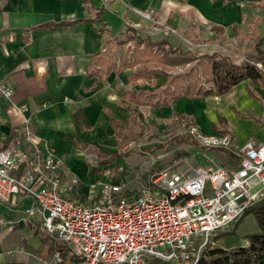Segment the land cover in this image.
Returning <instances> with one entry per match:
<instances>
[{
  "label": "crops",
  "instance_id": "1",
  "mask_svg": "<svg viewBox=\"0 0 264 264\" xmlns=\"http://www.w3.org/2000/svg\"><path fill=\"white\" fill-rule=\"evenodd\" d=\"M261 1L0 0V85L12 91L15 104L26 107L38 148L61 160L64 183L63 176L70 177L66 158L75 149L86 151L91 145L87 140L98 151L111 150L116 136L110 116L122 125L136 117L157 120L176 115L193 121L203 136L220 135L225 129L232 144L231 130L218 121L219 112L209 111L205 106L211 101L208 99L215 101L219 97L182 98L158 110L135 105L127 99L130 92H158L169 76L188 73L173 74L174 69L182 67H152L161 73L150 80L129 79L139 66L111 72L100 81L89 78L87 73L95 68L94 60L99 57L110 56L119 64L126 55L146 51L144 45L136 48V41L129 34L155 45L153 54L162 43L183 54L165 39L155 40L154 28L194 26L208 28L212 34L227 35L231 31L234 35L236 29L254 23ZM204 55L207 54L201 56ZM220 124L225 128L218 129ZM22 125L21 117L0 95V149L20 136ZM247 142L264 145V133ZM231 144L227 157L218 150L208 155L216 162L230 165L236 157L230 152L239 150ZM77 191L83 195L86 187ZM30 205L31 201L23 196L13 197L8 203L0 202V264H36L49 259L58 246L45 234L38 217H25L24 210ZM62 264H71L65 252Z\"/></svg>",
  "mask_w": 264,
  "mask_h": 264
},
{
  "label": "built area",
  "instance_id": "2",
  "mask_svg": "<svg viewBox=\"0 0 264 264\" xmlns=\"http://www.w3.org/2000/svg\"><path fill=\"white\" fill-rule=\"evenodd\" d=\"M0 95L23 122L20 136L0 149V202L29 199L25 217L39 218L71 264H197L211 238L264 194V145L247 142L238 150V167L229 171L204 151L227 149L230 138L191 128L204 165L185 159L164 168L133 198L123 194L122 184L96 182L83 194L88 205L67 199L78 181H62L63 164L34 142L26 107L15 104L4 85ZM257 186L262 190L252 193ZM62 263L63 254L55 249L36 264Z\"/></svg>",
  "mask_w": 264,
  "mask_h": 264
},
{
  "label": "rangeland",
  "instance_id": "3",
  "mask_svg": "<svg viewBox=\"0 0 264 264\" xmlns=\"http://www.w3.org/2000/svg\"><path fill=\"white\" fill-rule=\"evenodd\" d=\"M253 18L254 23L246 28H238L234 35L231 31L226 34L217 35L211 33L208 28H178L170 29L154 28L155 40L165 39L170 45L178 48L183 54L190 58H198L203 54H219L227 57L235 64L250 62L258 69L264 71V66L259 60L264 59V0L260 2ZM144 31V30H143ZM146 35V32L143 33ZM262 56V57H261ZM194 70L199 80L201 88L209 89V72L206 64L199 65L196 61L173 70V74H181ZM160 82L163 79H159ZM259 87V86H258ZM263 89V87L261 86ZM208 102L209 111H218L221 123H225L231 130L233 136L231 147L241 149V145L264 133V91L257 90L249 82H242L234 87L228 94L219 96L215 101ZM174 116L177 119H174ZM184 121V122H183ZM195 127L193 121L176 115L170 118L143 119L133 118L126 126L121 125L119 138L115 137L111 152L117 154L114 161L106 158L104 163L97 159L98 150L91 144L85 150L75 149L66 158L65 166L70 177H65L66 183L75 178L79 187L66 193L65 198L88 205L86 199L81 200L78 189L96 182L116 183L124 185L122 192L128 198L136 197L139 191L146 186L149 178L156 172L167 167H172L183 160L190 161L195 166H202L205 163L199 157L202 150L195 135L191 132ZM225 127L220 124L218 129ZM224 134L231 140L229 133L223 130ZM221 135V133H219ZM224 136V135H221ZM230 147V146H229ZM212 150H205L208 153ZM218 151L225 152L222 156L228 155L227 149ZM233 154L234 162L225 164L217 161L225 169H236L240 157L237 150L230 152ZM210 157V156H209ZM230 162V161H229ZM65 168V167H64ZM94 170H97L94 172ZM94 172V173H93ZM68 178V179H66ZM262 190L261 186L252 189V193ZM232 228V227H231ZM231 228H228L231 231ZM227 229V230H228ZM258 231L256 221L252 214L245 215L242 220L234 226L230 235L218 234L220 238L213 242L214 246L226 249L240 247L245 244L246 236ZM222 232V231H221ZM58 246H63L55 242Z\"/></svg>",
  "mask_w": 264,
  "mask_h": 264
},
{
  "label": "trees",
  "instance_id": "4",
  "mask_svg": "<svg viewBox=\"0 0 264 264\" xmlns=\"http://www.w3.org/2000/svg\"><path fill=\"white\" fill-rule=\"evenodd\" d=\"M130 33V32H129ZM130 39L136 41V48L144 45L146 51L134 52L132 55H126L123 60L117 64L110 56L99 57L94 60L95 68L90 69L87 73L89 78H95L97 81L103 79L111 72L125 71L126 69H133L139 66L130 76L129 79L136 77H145L150 80L155 74L161 73L155 68L157 65L165 67H184L193 61L199 65L206 64L209 72V84L211 88H201L196 73L190 69L188 73L169 76V80L164 86L156 93L136 91L126 94L127 99L139 106H149L154 110L160 108H167L173 102L184 99H205L209 97H219L228 94L231 89L241 84L242 82L249 81L252 85L264 88V71L258 69L255 64L244 62L240 65L233 63L226 57H220L217 54L204 55L198 58H190L184 54L178 53L176 49H172L165 44H158L156 46L157 53L153 54L152 49L155 45L147 43L146 40L130 36ZM262 57V56H261ZM264 66V59L259 60ZM153 64V66H150ZM221 122L220 119H218ZM111 127L114 134L119 138L121 124L113 116H110ZM124 126L127 125L123 122ZM214 130V127H212ZM221 135H225L224 132ZM106 158L114 161L117 154L99 150L97 159L104 163ZM97 170H94V172ZM93 172V173H94ZM81 200H85V196H81ZM252 214L258 231L256 233L246 236V245L240 247H232L224 249L214 246L213 242L218 240L220 233L225 236L230 235L234 226L238 224L242 218ZM232 227V228H231ZM231 231L224 230L217 233L211 238V243L205 249L203 257L197 264H264V194L244 212L232 226ZM62 254L65 252L63 246H56Z\"/></svg>",
  "mask_w": 264,
  "mask_h": 264
}]
</instances>
